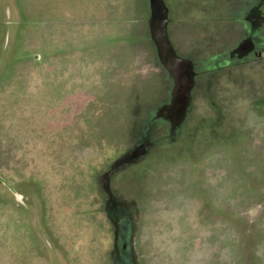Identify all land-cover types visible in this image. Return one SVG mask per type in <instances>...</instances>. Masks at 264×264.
I'll list each match as a JSON object with an SVG mask.
<instances>
[{"label": "rangeland", "instance_id": "1", "mask_svg": "<svg viewBox=\"0 0 264 264\" xmlns=\"http://www.w3.org/2000/svg\"><path fill=\"white\" fill-rule=\"evenodd\" d=\"M165 2L182 119L149 0H0V264H264V61L220 60L245 0Z\"/></svg>", "mask_w": 264, "mask_h": 264}, {"label": "water", "instance_id": "2", "mask_svg": "<svg viewBox=\"0 0 264 264\" xmlns=\"http://www.w3.org/2000/svg\"><path fill=\"white\" fill-rule=\"evenodd\" d=\"M149 8L148 24L151 39L156 46L160 62L172 73L178 89L172 101L170 113L175 119L178 117L182 119L185 115L186 105L191 101V89L194 86L192 65L189 60L176 53L169 39L167 32L168 8L165 1L149 0Z\"/></svg>", "mask_w": 264, "mask_h": 264}, {"label": "flooded vegetation", "instance_id": "3", "mask_svg": "<svg viewBox=\"0 0 264 264\" xmlns=\"http://www.w3.org/2000/svg\"><path fill=\"white\" fill-rule=\"evenodd\" d=\"M234 21L242 26V33L237 37L236 41L231 45L228 51L220 57V60L224 63L226 60L232 61L244 58H253L257 61H264V0H245L244 6L240 9L239 17ZM171 22L172 19L169 13L168 31ZM117 221L122 229L124 223L122 221L120 222V220ZM124 245L125 241L120 238V250ZM124 260L127 262L124 255H120L119 258H116V264H126ZM129 260L131 262L128 261V263L132 264V257H130Z\"/></svg>", "mask_w": 264, "mask_h": 264}]
</instances>
